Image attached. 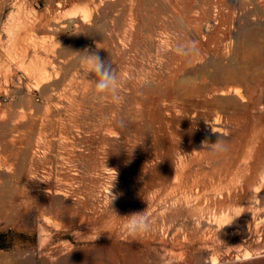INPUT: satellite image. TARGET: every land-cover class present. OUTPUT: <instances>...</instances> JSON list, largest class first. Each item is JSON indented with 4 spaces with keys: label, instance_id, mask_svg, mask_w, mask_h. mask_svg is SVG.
<instances>
[{
    "label": "rangeland",
    "instance_id": "obj_1",
    "mask_svg": "<svg viewBox=\"0 0 264 264\" xmlns=\"http://www.w3.org/2000/svg\"><path fill=\"white\" fill-rule=\"evenodd\" d=\"M141 1L0 0L4 264H264V0Z\"/></svg>",
    "mask_w": 264,
    "mask_h": 264
},
{
    "label": "clouds",
    "instance_id": "obj_2",
    "mask_svg": "<svg viewBox=\"0 0 264 264\" xmlns=\"http://www.w3.org/2000/svg\"><path fill=\"white\" fill-rule=\"evenodd\" d=\"M177 54L181 56H189L195 53V46L180 47L178 46ZM82 64L87 74L94 76L95 79L91 81L92 84V99L97 103H104L111 101L113 103H119L122 99L121 88L122 81L114 70L111 60L105 61L97 53L84 52L82 57ZM205 147H210L212 152H221L226 150V141L219 139L215 144L209 145L205 140L203 142ZM113 187V183L111 188ZM110 188V189H111ZM110 204L117 197L109 191ZM125 223L123 224V230L131 241L148 233L152 228V220L147 211L132 213L125 217Z\"/></svg>",
    "mask_w": 264,
    "mask_h": 264
},
{
    "label": "crops",
    "instance_id": "obj_3",
    "mask_svg": "<svg viewBox=\"0 0 264 264\" xmlns=\"http://www.w3.org/2000/svg\"><path fill=\"white\" fill-rule=\"evenodd\" d=\"M127 2H129V1H127ZM145 2H146V0H144V2H143V6H145ZM85 3V2H84ZM124 3V5L126 4V2H123ZM140 5L142 6V1L140 0ZM145 8L146 7H144L143 8V10L144 11H146L145 10ZM70 9H66V10H61V12L63 11V12H67V11H69ZM140 11H142V8L140 9ZM2 210V207L0 206V211ZM4 225H3V216H2V214L0 213V234H2L3 233V231H4ZM3 252H4V250L3 249H0V264H4V254H3ZM31 264H35V262H32Z\"/></svg>",
    "mask_w": 264,
    "mask_h": 264
},
{
    "label": "bare ground",
    "instance_id": "obj_4",
    "mask_svg": "<svg viewBox=\"0 0 264 264\" xmlns=\"http://www.w3.org/2000/svg\"><path fill=\"white\" fill-rule=\"evenodd\" d=\"M213 131L222 134L224 131V127L223 125H221V123L216 121V123H214Z\"/></svg>",
    "mask_w": 264,
    "mask_h": 264
},
{
    "label": "trees",
    "instance_id": "obj_5",
    "mask_svg": "<svg viewBox=\"0 0 264 264\" xmlns=\"http://www.w3.org/2000/svg\"><path fill=\"white\" fill-rule=\"evenodd\" d=\"M4 239V234H0V249H4L5 246L1 243V241Z\"/></svg>",
    "mask_w": 264,
    "mask_h": 264
}]
</instances>
